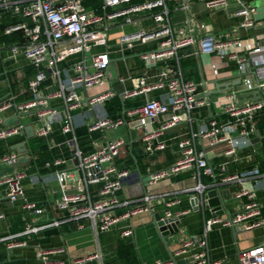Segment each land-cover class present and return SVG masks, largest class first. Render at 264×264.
<instances>
[{
    "label": "built area",
    "instance_id": "2783aa9c",
    "mask_svg": "<svg viewBox=\"0 0 264 264\" xmlns=\"http://www.w3.org/2000/svg\"><path fill=\"white\" fill-rule=\"evenodd\" d=\"M231 1L234 3L233 15L243 17L239 30L253 29L256 24L255 8L246 5L242 0H200L198 3L213 13L227 9ZM89 2L90 5H86ZM192 7L191 0H0V22L8 20L2 34L17 35L13 42L0 44V59L23 58L35 70L27 84L29 99L17 104L13 96L0 97V140L19 135L25 129L19 121L6 126V119L12 115L17 117L31 113L40 123L33 132L34 136L47 138L52 126L58 124L62 133L70 136L68 143L73 159L70 171L55 174L62 194L55 200L54 206L57 212L63 214L61 219L42 226H29L20 235L82 220L89 221L97 235L108 231L120 220L149 211L148 203L154 196L145 194L141 199L135 200L134 206L124 214L117 215L114 212L115 209L130 206L133 202L120 199L124 179L129 173L118 169L115 164L125 141H109L93 153L84 154L75 133L72 112L82 105L78 91L85 92L104 83L110 64L109 52L95 49L108 46L109 33L114 27L135 25L143 20L151 22L149 28L141 27L117 38L118 44L125 47L148 42L156 44L153 50L140 55L146 72L138 78L137 88L126 93V97L161 88L167 90L166 96L164 99L147 100L143 105L132 109L128 116L134 119L129 122L122 118L111 120L106 115L99 119L97 117L88 127L89 133L103 128H118L129 123L133 128L144 130L140 139L142 149L151 155L166 150V136L182 121L192 123L191 114L194 109H217L226 118L225 121L218 124L211 119L207 126L203 125L197 132H191L188 137L177 141L179 158L169 168L151 173L147 177L148 185L182 172H192L198 179L201 175L212 178V185L199 183L186 190L191 194L192 202H198L194 193L203 197L206 188L217 184L214 168L208 162L205 150L200 148V137L207 139L209 147L225 144L222 152L233 161L250 158V154H243L252 150L251 136L258 134L256 118L264 112V38L258 42L252 38L237 37V33L232 32L210 33L205 24L192 19L188 21V27L173 23V12H191ZM197 34L200 35L198 39L194 38ZM194 44H197L198 51L193 55L201 53L211 56L210 75L215 83L220 79L221 65L228 62L235 65L232 79L236 83L227 84L229 89L220 93L215 91L216 86H219L217 83L210 92H200L198 84L185 79L180 68L179 50ZM71 57L75 59L66 66H61ZM253 92H257L258 98L252 96ZM243 94L248 95L239 99ZM113 96L114 93L108 91L92 97L87 104L98 111V106ZM53 102H59V105L52 106ZM18 158L16 152H8L0 156V164L14 165ZM63 162L62 159H56L53 165L59 166ZM76 172L77 180L74 176ZM25 177L22 172L0 177V188L5 189L9 202L24 196L21 182ZM249 179L257 180L258 185L253 190L242 187L235 193L237 200L245 199L239 212L230 220L218 216L204 220L200 235L186 236L169 262L158 261L154 264H175L176 257L190 250H194L191 256L194 263L211 264L208 258L207 234L214 225L234 227L240 231L255 228L264 230L262 205L256 197L257 191L264 188V169L261 170L256 165L240 170L223 177L221 184L241 185ZM94 184L98 187L93 189ZM164 196L170 198L172 195ZM173 203H177V200L168 202L167 205ZM23 210L38 214L43 212L35 203L26 201ZM183 214L185 212H180L175 218L178 219ZM166 218L174 217L167 212ZM82 227L81 224L78 225V228ZM131 234L130 230L123 232V236ZM5 240L6 238H0V243ZM22 245L24 243L10 244L9 248ZM57 252H62V249H38L36 258L42 264H64L62 260L49 258L50 254ZM237 258L239 264H264V242L240 252ZM91 259L100 260V254H94L82 261ZM79 263L81 260L75 262Z\"/></svg>",
    "mask_w": 264,
    "mask_h": 264
},
{
    "label": "crops",
    "instance_id": "0c3cea01",
    "mask_svg": "<svg viewBox=\"0 0 264 264\" xmlns=\"http://www.w3.org/2000/svg\"><path fill=\"white\" fill-rule=\"evenodd\" d=\"M246 5H250L251 0H242ZM255 1V0H254ZM201 5L193 2V7ZM253 7V6H251ZM255 8V27L251 30H239V24L243 17L233 15L234 3L231 1L229 7L225 10L208 12L199 10L197 13L175 11L172 13V21L175 25L188 27L190 19L199 21L206 25L210 33L232 32L237 33V37L252 38L260 42L264 38V2ZM8 22V21H7ZM151 22L143 20L141 23L129 26H117L111 29L109 33V44L96 51L108 50L110 64L107 70L105 81L102 85L92 88L88 91H78L81 96L82 105L72 112L75 126V133L78 138L80 149L84 154H91L99 149L104 143L116 139L125 141L120 148V153L115 159L118 169L128 171V177L124 179L120 199L123 201H133L130 206L119 207L114 210L115 214L122 215L128 209L134 206V201L141 199L145 194L154 196L148 205L149 211L132 215L128 219L120 220L111 229L105 232L94 233L89 225V221L66 222L58 227H47L37 233L29 235H20L29 226L46 225L53 220L61 219L63 214L56 211L54 202L61 194L62 190L58 184L55 174L61 171H70L73 165L72 153L68 143L70 136L63 134L60 126L54 124L52 131L47 138H42L47 146L50 158L49 166L36 167V152L30 150V141L34 138L28 137L26 132L19 135L0 140V156L8 152H16L19 155L18 161L14 165L0 164V177L10 176L16 172H22L26 175L22 179L21 185L24 192L22 198L14 202H9L6 191L0 188V238H6L0 243V264H42L36 258L38 249L52 250L62 249L49 255L52 260H62L64 264H154L156 262H169L174 254L179 250L182 240L186 236L200 235L203 230L204 220L213 216L227 218V214L232 217L239 212L245 199L237 200L235 193L242 187L253 190L257 186V180L249 179L239 184H221L223 177L234 174L243 169H250L253 166H259L264 169V135L258 134L251 136V139L258 138V146L247 150L243 155H251L250 158L233 161L226 158L223 154L225 144L209 147L207 139L200 137V148L204 149L208 162L214 168L216 186L206 188L203 191V197L194 193L198 197L195 202L196 208L192 206L190 193L186 190L196 187L199 183L202 185H212L214 180L208 176L201 175L200 179L193 176L192 172H182L156 182L153 185L147 184V177L151 173L159 172L169 168L178 158L179 152L176 146L177 141L188 137L191 132H197L208 125L209 120L214 119L218 124L225 121V117L214 108H196L191 117L192 123L182 121L180 125L166 136L168 147L162 152L148 155L142 149L141 137L144 133L142 128H133L131 125L123 124L118 128H103L89 133L88 127L93 124L97 117L106 115L111 120L119 118L126 122L133 120L128 113L147 100L164 99L166 89H156L142 95L126 97V93L137 88L138 78L146 72L144 62L140 55L154 49L155 42L146 44H134L131 47L121 46L117 42L118 36L123 33L133 32L141 27L149 28ZM200 35H195L198 39ZM198 51L197 44L187 46L179 50L180 60L191 59V66L181 68L185 79L191 75V80L198 84L200 92L213 90L216 83L219 86L236 83L232 78V72L235 75V65L232 62L223 63L219 69V80L215 83L210 75V64L212 58L210 55H193ZM75 57L68 59L61 66H66L72 62ZM154 72V71H153ZM152 73V71H148ZM155 73V72H154ZM34 74V68L23 58L0 59V97L13 96L17 104L29 99L27 91L29 78ZM253 75V73H252ZM48 83V82H47ZM215 84V85H214ZM226 87L221 86L223 92ZM111 91L114 96L106 102L100 104L97 109H91L87 104L88 100L94 96ZM217 92V93H218ZM59 105V102H53L52 106ZM98 112V113H97ZM21 122L25 127L31 126L33 132L40 125L35 116L31 113L20 115ZM13 118V115L7 120ZM5 122V125H6ZM14 124V123H12ZM10 124V125H12ZM7 126V125H6ZM199 143V142H198ZM257 144V143H255ZM254 144V145H255ZM22 146L18 151L15 148ZM56 159H62L64 162L59 166H54ZM21 160V162H20ZM223 163H227L224 165ZM72 187V186H71ZM70 187V188H71ZM98 187L96 184L92 188ZM215 189L217 191L218 202H224L223 209L207 207L205 195L208 191ZM172 195L166 198L164 195ZM257 200L262 205L261 212L264 214V188L257 191ZM202 198L203 202L200 201ZM177 200V203L168 202ZM26 202H33L37 208L43 212H27L23 210ZM205 202V203H204ZM194 205V206H195ZM220 207V206H219ZM215 208V207H214ZM171 216L180 212H185L178 217L177 231L170 233L159 231L156 225V217L166 218V213ZM82 228H78V225ZM130 230V236H123V232ZM264 242V230L255 228L250 231H240L232 227H222L214 225L207 234L208 258L211 264H239L238 254L244 250L252 248ZM24 243L19 247L9 248L10 244ZM194 250L176 257L175 261L188 260L193 255ZM100 254V260H85L89 256ZM185 264V263H184Z\"/></svg>",
    "mask_w": 264,
    "mask_h": 264
},
{
    "label": "water",
    "instance_id": "95a60500",
    "mask_svg": "<svg viewBox=\"0 0 264 264\" xmlns=\"http://www.w3.org/2000/svg\"><path fill=\"white\" fill-rule=\"evenodd\" d=\"M204 9H205L204 5L201 4V5L192 7V12L193 13H197L199 10H204ZM221 86L226 87L227 89H229V86L228 85L227 86L221 85ZM221 86H216V89L218 91H221L219 89ZM247 95L248 94L240 95L239 96V99L246 98ZM252 96L258 98L257 92H253L252 93ZM20 117L21 116H17V117H13V118L7 120L6 125H10L12 123H15L17 120L20 119ZM24 132H26V135L28 137H30V138L33 137V135H34L31 126L25 127ZM258 141H259L258 138L252 140V143H253V147L254 148L259 147L258 146ZM255 143H257V144H255ZM21 148H22V146H17L15 149L18 150V151H21V152L22 151H25L24 149L21 150ZM20 162H21V160H20ZM92 170L93 169H89V171H92ZM74 176H75V180H77L78 179V173L76 172L74 174ZM216 197H217V191L215 189L208 191L206 193L205 197H204V198H206L208 200H206V204H204V205H206L207 207L213 208L212 210L219 209V208L221 209V206L223 208L224 202H221V204H220L218 202L219 201L218 198H216ZM195 202L197 203V200L194 201V202H192V206L196 208ZM231 217L232 216L230 214H227V218L229 220L231 219ZM176 224H177V218H165V219L162 220V219H160V217H156V225L158 226V229L162 233V235L165 233L166 230L169 231L170 233H174V231H177ZM232 230H233V232H235V228L234 227H232ZM184 263L185 264H196V263H194L193 258H189L186 261H184V260H180V261H177V262L175 261V264H184Z\"/></svg>",
    "mask_w": 264,
    "mask_h": 264
},
{
    "label": "trees",
    "instance_id": "16d2710c",
    "mask_svg": "<svg viewBox=\"0 0 264 264\" xmlns=\"http://www.w3.org/2000/svg\"><path fill=\"white\" fill-rule=\"evenodd\" d=\"M194 3H198L200 0H191ZM86 5H90L86 3ZM8 20H1L0 22V44L2 43H11L14 40L17 39V35H11V36H3L2 34V29L4 27V25H6L8 22ZM191 59H181L180 60V67L183 68H187V66H191ZM35 71V70H34ZM188 79H191V75H187ZM257 123H256V127L257 130L259 131V133L264 135V112L262 114H260L257 118ZM30 150L36 152V160H34L36 167H42L41 171H45V169H43L45 164H49L50 163V158L48 155V151H47V146L45 144V142L43 141L42 138H34L30 141Z\"/></svg>",
    "mask_w": 264,
    "mask_h": 264
},
{
    "label": "rangeland",
    "instance_id": "374dc122",
    "mask_svg": "<svg viewBox=\"0 0 264 264\" xmlns=\"http://www.w3.org/2000/svg\"><path fill=\"white\" fill-rule=\"evenodd\" d=\"M264 2V0H251L249 3H250V5L251 6H255V7H258L259 5H261L262 3ZM7 19L9 18V17H6ZM199 22V21H198ZM232 76H234V72H232ZM105 166V165H104Z\"/></svg>",
    "mask_w": 264,
    "mask_h": 264
}]
</instances>
